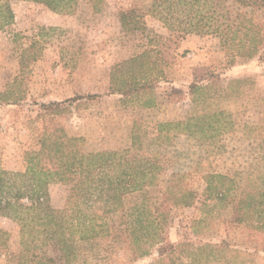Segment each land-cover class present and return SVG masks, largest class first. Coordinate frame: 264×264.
<instances>
[{
  "label": "rangeland",
  "instance_id": "374dc122",
  "mask_svg": "<svg viewBox=\"0 0 264 264\" xmlns=\"http://www.w3.org/2000/svg\"><path fill=\"white\" fill-rule=\"evenodd\" d=\"M7 4L14 19L1 28ZM62 5V11H53L33 0H0V93H7L0 102V170L23 172L26 152L39 149L46 128L60 126L68 134L82 137L88 151L122 152L132 147L138 122L150 136L145 140L146 152L158 150L164 155L163 171L158 175L163 184L171 174H181L184 186L200 195L206 185L204 175L220 173L235 180L233 192L239 196L249 179L261 181L264 102L258 98L264 96L263 59L242 57L238 40L227 36V28L220 34L183 31L185 19L173 17L163 2L65 0ZM129 9L136 11V18L125 28L120 12ZM247 16L264 30V7ZM138 56L129 71L155 81V105L150 107L144 106L142 99H125L110 91L111 72L116 69L121 75L116 67ZM211 74L218 85L213 105L230 114L234 129L211 140L177 134L169 144L149 141L159 122L201 112L202 107L191 100L189 85L192 81L210 82ZM77 94L101 96L82 99L79 106L74 103L56 114L39 107L41 102L63 101ZM69 194V185L52 183L48 203L63 210ZM202 202L172 206L170 223L165 226L167 237L178 245L209 243L215 251L222 248L223 240L230 242L226 257L212 264H264V229L254 227L258 213L252 212L253 222L236 224L231 223L233 202ZM118 219V214L109 217L115 223ZM0 229L7 232L5 244L0 245V264L30 262L17 217L0 214ZM185 248H177L179 261L200 259L190 246ZM44 250L55 255L50 246ZM84 251L91 264H171L156 251L135 258L118 241L111 249L102 250L98 259Z\"/></svg>",
  "mask_w": 264,
  "mask_h": 264
},
{
  "label": "trees",
  "instance_id": "16d2710c",
  "mask_svg": "<svg viewBox=\"0 0 264 264\" xmlns=\"http://www.w3.org/2000/svg\"><path fill=\"white\" fill-rule=\"evenodd\" d=\"M45 4L53 11H62L65 0H33ZM163 2L173 17L185 19L182 30L187 32L221 33L228 29V37L238 40L240 55L264 60V30L248 18V12L264 7V0H153ZM6 16L1 26L14 19L7 4ZM136 11L120 12L123 27L136 18ZM249 22V23H248ZM220 31V32H219ZM34 45V44H33ZM134 57L118 65L111 72L110 91L125 99H142L143 105H155L154 80L147 76L138 78L131 74ZM129 71V72H128ZM129 74V75H128ZM214 74L210 82L192 81L189 94L192 102L202 107L201 112L177 121L159 122L154 143L169 144L177 134L214 139L225 131L234 129L230 114L213 105L217 92ZM237 82L243 80L237 79ZM0 93V102L7 98ZM99 94H77L63 101L41 102V110L56 114L69 110L82 99H95ZM264 102V96L258 98ZM248 127L247 124H245ZM147 131L138 122L132 134V147L118 152L112 150L88 151L84 139L68 134L63 127L45 129L38 150L26 152L23 172L0 170V214L17 217L21 223L22 244L30 262L26 264H91L89 254L95 259L102 250H109L115 243L123 242L135 258L157 252L159 258L171 264H212L224 259L230 242L223 240L215 251L209 243L194 245L192 242L173 243L165 232L170 223L172 206L189 207L200 200H213L225 205L233 202L231 223L243 224L257 212L255 228L264 229V176L249 179L248 186L239 196L234 194L235 180L226 174L204 175L205 188L198 194L182 183L183 176L173 173L163 184L159 173L163 171V157L158 150L146 152ZM14 179H12V177ZM63 183L70 186L67 207L57 210L48 203L49 185ZM199 195V196H198ZM201 196L203 200H201ZM27 200L28 202H25ZM71 202H75L73 205ZM119 215L118 222H111V215ZM251 219V220H250ZM6 231L0 229V245L5 244ZM50 246L55 255L44 248ZM200 254V259L189 263L176 258L177 248ZM226 257V256H225ZM198 262V263H195Z\"/></svg>",
  "mask_w": 264,
  "mask_h": 264
}]
</instances>
